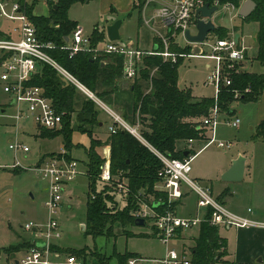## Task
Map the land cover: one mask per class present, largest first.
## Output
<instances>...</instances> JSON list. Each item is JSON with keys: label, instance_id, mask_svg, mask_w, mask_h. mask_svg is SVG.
Here are the masks:
<instances>
[{"label": "built area", "instance_id": "2783aa9c", "mask_svg": "<svg viewBox=\"0 0 264 264\" xmlns=\"http://www.w3.org/2000/svg\"><path fill=\"white\" fill-rule=\"evenodd\" d=\"M57 1L0 0V22L4 20L15 23L10 33L0 30V83L3 94L9 98L10 104L15 109L12 118L16 123L20 120H31L39 128L45 130L57 131L62 128L64 113L55 110L51 100L44 95L40 87L30 85L31 78L38 73V68L41 65H47L57 73L63 83L74 87L84 96L85 100L91 101L97 110L103 111L109 117L111 122L108 126L109 134H115L120 130L127 132L158 159L160 168L157 173L158 182L154 188L166 195V207L159 211L152 206L155 202L153 196L138 191L134 196L137 206L131 212L134 219H142L144 223L146 221L153 223L155 237L165 247L164 255L154 260L155 264H191L188 253L182 250L178 252L169 245L173 241L176 242L183 233L198 230L203 223L213 227L227 226L236 229L264 230V222L232 213L213 198L208 187L190 178L193 154H188L183 159H174L159 153L142 136L138 115L134 123L125 120L46 53L45 49H50L52 45L43 44L37 39L35 27L28 16V9L34 4L36 6L39 4L53 5ZM136 3L139 6L138 0ZM204 5L201 0H142L141 20L142 24L153 34L154 47H156L153 50L139 51L130 47H121L118 42H108L102 51H97L90 47V39L84 35L83 29L79 26H76L68 37L69 42L61 47V50L67 51L69 58L83 51L93 53L94 57L100 53L121 55L123 57L122 78L131 82L137 78L144 56H158L164 62L172 64H176L179 58L182 60L187 57L199 58L208 62L206 69L210 73L206 83L213 84L214 97H216L221 87L230 85L231 72L248 71L247 64L251 61L248 52L251 48L245 45V37L237 38L233 28L228 30L227 36L223 38L210 32L202 42H188L185 32L188 31L190 35H193L190 30L196 31V24L199 20L198 9ZM213 6L218 10L220 8L231 12L235 10L232 5L220 6L214 3ZM181 40L186 44L182 45V48L190 50L188 55L177 54L171 50L172 45L177 46ZM237 97L239 95L235 94V98ZM210 115L202 119L197 128H203L206 133L212 134L217 124L216 118L219 116L216 107ZM226 124L237 129L240 120L234 117L233 120L226 121ZM208 142L216 141L211 136ZM10 143L8 148L14 153L29 151L18 141L17 137ZM193 144L192 139L188 140L186 150L192 151ZM216 146L229 150L233 147V143L217 142ZM103 153L99 182L104 185L114 184L115 196L121 197L126 203L129 194L127 180L112 176L109 151ZM65 156L64 152L49 156L32 169L36 177L48 185L49 200L45 203L48 219L43 225L29 222L23 226V230L32 235L31 246L13 264H77V258L72 255L64 256L62 261L58 260L63 255L51 248V240L60 237L58 217L62 211L65 187L75 178L83 175L78 169V162L72 159L66 160ZM84 175L86 176V171ZM184 187L196 197V207L199 213L194 217H179L175 212L174 204L182 199ZM157 202L164 206L161 200ZM247 212L252 213V210L248 209ZM82 228L85 230V224H82ZM36 243H42L44 246L37 247ZM135 263L136 259H130L127 262V264Z\"/></svg>", "mask_w": 264, "mask_h": 264}, {"label": "trees", "instance_id": "16d2710c", "mask_svg": "<svg viewBox=\"0 0 264 264\" xmlns=\"http://www.w3.org/2000/svg\"><path fill=\"white\" fill-rule=\"evenodd\" d=\"M81 0H58L56 4H49L50 10L46 17H33L31 10L29 18L35 27L37 39L43 43H50L52 47L45 49L57 63L73 74L82 84L103 100L116 107L117 101L112 102L110 95L116 92V81L122 77L123 57L118 54L100 53L96 57L91 52H78L69 58L68 52L61 50L66 45L65 39L71 35L77 24L71 21L67 12L70 6ZM204 4L213 6L233 5L236 8L240 0H201ZM256 7L243 21H253L258 25L256 32L257 51L254 60L264 68V0H252ZM142 0L139 1V9ZM141 10V9H140ZM102 33V34H101ZM96 28L91 33L90 47L94 48L103 39V32ZM228 30L216 26L213 34L219 38L227 36ZM172 51L183 52L172 46ZM186 50V49H185ZM105 66H101L102 63ZM182 63L179 58L176 64L163 62L158 56H144L142 68L139 69L137 78L130 86V103L122 104L121 114L125 120L134 123L135 114L138 112L141 133L144 139L159 153L174 159H183L188 154H195L186 150L188 140H202L206 137V130L197 128L202 119L210 117V112L217 108L219 115H233L232 105L235 102H256L264 91V73L258 74L250 71L231 72L230 85L220 88V92L213 98H194L189 89H180L177 86V67ZM157 71L150 78L151 70ZM150 82V84H149ZM30 85L40 87L44 95L51 100L53 107L59 113H64L62 128L57 131L44 129V137L54 138L63 136L65 147L71 148L70 136L71 114L73 101L77 91L71 85H66L57 73L47 65H41L38 73L33 75ZM149 85L151 89L147 91ZM146 89V90H144ZM246 90H248L246 92ZM235 94L239 97L235 98ZM150 107L156 109L150 114ZM118 110V109H117ZM98 110L95 105L85 100L80 113L77 115V129L88 135L90 147L87 151L86 177L88 180V194L86 202V222L84 234L97 237L111 232L115 223L121 225L134 224L131 212L136 209L134 196L138 191L154 197L159 211L166 207V195L155 190L158 182L157 173L160 168L158 159L134 137L125 131L109 134L107 144L110 147V171L112 176L126 179L129 194L126 205L119 210L116 207L114 184L104 185L99 182L100 166L103 163L97 154L96 148L101 144L93 138V127L98 124ZM129 121V120H128ZM264 132V121L256 128V138ZM178 144H182L178 148ZM186 154V155H185ZM55 154L51 155L54 156ZM69 160L68 156H65ZM158 200L164 204L161 205ZM153 203V204H154ZM152 204V206H153ZM176 203L174 204L175 207ZM145 225V223H144ZM190 249L191 264H218L226 255L225 241L219 236L218 229L207 223L200 225L197 235L192 239ZM27 246H10L5 249L19 251ZM14 247V248H13ZM52 250L58 251L55 247ZM10 252V253H11ZM64 254L81 256L82 253L60 252ZM130 259H136L133 254L116 255L117 264H127ZM103 264H105L103 262Z\"/></svg>", "mask_w": 264, "mask_h": 264}, {"label": "rangeland", "instance_id": "374dc122", "mask_svg": "<svg viewBox=\"0 0 264 264\" xmlns=\"http://www.w3.org/2000/svg\"><path fill=\"white\" fill-rule=\"evenodd\" d=\"M139 1L140 0H138V2ZM243 1L245 0H240L239 7ZM233 7L236 13L235 10L231 12L223 7L224 9L221 10L220 8V10L214 13L212 21L215 26H220L227 30L236 27L237 38L245 37V45L251 48L248 52V57L251 59L252 64H247L248 71L258 74L264 73V68L254 60L257 51L256 32L258 25L253 21H243L237 15L239 7ZM30 10L33 17H46L48 16L50 6L48 5L47 10H44L42 7H37L34 4L28 9L29 12ZM67 13L71 20L77 21L81 26L85 36H89L94 28L101 33L104 28L106 30V28L115 21L122 20L123 25L119 33L121 40L118 42L121 47H127L131 43L135 44L138 32L140 37L142 36L145 38H142L143 41H147L151 37V31L147 28L139 30L137 11H132L130 17H128L127 14L119 15V17L117 15H111L110 13L103 12L101 0H81L72 4ZM14 25L15 23L2 20L0 22V30L10 33ZM190 31L193 35L196 34L194 29ZM108 42L107 37L103 35V39H101L94 48L97 51H102ZM178 43L181 46H179V44L177 46H175L176 44L172 46L183 50V52H173L188 55L190 50L188 48H182V45L185 46L186 44L182 40ZM207 63L208 62L195 57L184 58L182 63L177 67V86L180 89L190 88L195 95L202 98H213L215 96V88L213 84L206 83L207 76L210 73L205 67ZM141 65L139 69L142 68ZM156 71L157 68L154 67L151 70L150 78L154 76ZM150 86L151 85H149L145 92H149L151 89ZM127 93V89L125 90L119 86L114 96L110 98L124 102L123 94L127 95ZM96 96L113 111L122 116V114L118 112L119 110L117 111V109L109 105L107 101L103 100L98 95ZM9 103V98L3 94L0 83V264H12V262H7L6 254H9L13 249L8 250L9 253H5V249L18 242V235L22 238L31 236L30 233L23 230L25 224L31 222L43 225L47 221L48 213L45 208V203L49 200L48 185L45 181L39 180L32 169L37 166L38 157L43 153L52 152L57 155L64 149L62 145L63 136L61 134L54 139L43 142L35 139L34 134L37 128L32 121H20L18 124L19 131L16 130L15 122L10 118L14 114V109L9 106ZM129 103L130 101L128 104ZM253 105V103L235 102L232 108L235 109L237 115L227 116L223 114L217 116L214 135V140L216 142L209 143L208 141H198L195 143L197 153L191 159V179H194V174L199 171H203L205 174L208 173L210 170L209 166L226 160L230 155L235 154L237 150H243L248 156H253L255 163L253 169L254 174L264 178L263 139L260 137L255 139L252 138L255 134L254 129L252 131L246 129L242 131L240 128V131H237V129L231 128L226 124V121L233 120L234 117H238V119L242 121V111L244 112L245 118H248L254 107ZM2 110L5 112L2 113ZM98 114L104 124L100 132L106 137L108 135L107 129L111 122L103 111L98 109ZM136 115H138V112L135 114V118ZM74 118L72 121L73 131L70 136L72 150L71 158L78 162V169L83 175L78 176L72 183L65 187L64 205L62 203L64 209L58 217L60 237L52 239L51 244L61 252L82 253L79 257L72 255L77 258V264H103V262L105 264H117L116 255L126 253L135 255L136 264H155L153 260L159 259L164 255L165 247L161 245L155 237L152 228L153 223L151 221H146L145 225L142 227L135 226L134 224L121 225L115 223L112 226L111 232L97 237L84 234L82 224L86 222V202L88 194V180L84 175V171H86L87 151L90 147V140L86 133H82L77 129L79 123L77 118ZM127 121L133 122L130 119H127ZM240 126L239 124V127ZM16 134L19 142L23 143L30 152L22 153L18 151L15 154L13 151L9 150L8 147L11 144L10 142L13 141ZM217 142H231L234 146L229 150L220 149L216 146ZM182 146L184 145L178 144V148ZM69 147H67L68 150ZM198 150L200 152H198ZM211 171L213 172V170ZM201 185L203 184L201 183ZM245 188L246 184H243L239 189L240 193L244 192ZM68 195L72 196L71 200L68 199ZM192 199L193 197L190 196L188 202H193ZM115 200L117 209L121 210L125 207L126 203L121 197L115 196ZM196 232L197 230H192L183 234L184 236L182 235L187 243L182 244L173 241L169 246L178 252L182 250L188 253L190 257V249L193 246L190 239L194 237ZM232 241V238L231 240L229 239L228 251L230 254H232ZM62 254L63 256L58 259L60 261L66 256V254Z\"/></svg>", "mask_w": 264, "mask_h": 264}, {"label": "crops", "instance_id": "0c3cea01", "mask_svg": "<svg viewBox=\"0 0 264 264\" xmlns=\"http://www.w3.org/2000/svg\"><path fill=\"white\" fill-rule=\"evenodd\" d=\"M101 1H102L103 12L108 13V14L110 13L111 15H117L118 17H119V15H126V14L128 15V17H130L132 11H137L138 12L139 30L147 28L142 24L140 9L138 8L139 6L137 5L136 0H101ZM37 7H42L44 10H47L48 5L39 4ZM67 16H68V13H67ZM71 21L76 22L77 26H79L81 28V26L77 23V21H75V20H71ZM122 25L123 24L121 23L120 28H119V33H120V29H121ZM232 28L235 29V31H237L236 27H232ZM148 30H150V29H148ZM83 32H84V30H83ZM103 32L106 36L105 28L103 29ZM90 35L87 37L89 38ZM152 35L153 34L151 32L150 39L147 41H143L142 38H144V37H142V36L140 37L139 32H138L136 43L135 44L131 43L127 47H130V48H133V49H136L139 51L153 50L155 48L154 47L155 41H154V38ZM66 40H65L66 43H68L69 38L67 37ZM250 63L252 64V61H250ZM101 66H105V63L103 62L101 64ZM205 67H206V65H205ZM132 83L133 82L126 81L122 77L116 81V85L118 87L120 86L125 90L127 89V92L129 93L130 97H131V95H130L129 89H130V86ZM186 89H188V88H186ZM189 90L191 91V94L194 98H197V99L202 98L200 96L195 95V93L190 88H189ZM128 93H127V95L123 94L124 102L111 99L110 97H113L115 94V93H112L109 97L110 100H112V102L117 101V103H119V104H117L116 107L113 106V108H116L121 112L122 111L121 110L122 104H126L131 100L130 97L128 96ZM84 101H85L84 96L77 92L75 97H74V101H73V108L74 109H73V113L71 114V123H70L71 128H72L73 118L74 117L77 118V115L80 113ZM249 103H253L254 107L252 108L248 118H245L243 111L241 112L243 118H242V121H240L241 126L237 128V131L238 130L240 131V128L242 131H244L245 129L252 131L254 129L255 134L252 138L255 139L256 138L255 137L256 128L258 127V125L261 122L264 121V91H263V93H262V95L258 101L249 102ZM109 105L112 106L113 104H109ZM9 106L12 107L11 104ZM233 110H234L233 115H237L234 108H233ZM4 112L5 111L2 110V113H4ZM14 114H15V109H14ZM14 114H13V116H14ZM220 115H223V114H220ZM230 116H232V115H230ZM10 118L12 120H14L12 117H10ZM20 121L28 122L31 120H20ZM14 122H15L16 130L19 131V129H18L19 122L16 123L15 120H14ZM103 125L104 124H103L100 116L98 115V124L93 128V138L101 143L96 148V152L100 157L102 155H104L103 152H106V151H109V154H110V147L107 144V140H108V136H109L108 129H107L108 135L106 137H104V134H102L100 132V129L103 127ZM36 128H37V130H36V133L34 134L35 139H38L39 141L43 142V141H47V140L55 138V137L54 138L44 137V135H43L44 129L39 128L37 125H36ZM214 135H215V128H214V131L212 134L208 132V133H206V137L203 138L202 140L194 141L193 148L195 150L194 151L195 154H193V157L197 153L196 148H195V143L198 141L199 142L209 141L211 136H213V138H214ZM15 137L18 138L17 134L15 135ZM260 138L263 139V141H264V132L262 133ZM18 141H19V139H18ZM62 145L64 146V149L61 150V152H64L68 156L69 159H72L71 158V151H72L71 148L68 150V148L65 147L64 142H62ZM233 146H234V144H233ZM28 152H30V151H28ZM198 152H200V151L198 150ZM60 153H58V154H60ZM53 154H55V153L46 152V153H43L42 155H40L38 157L37 165H40L45 159H47L49 156H51ZM238 157H242L244 159V173H243L242 180L239 182H231V181L222 180L223 175L229 170L232 162L234 160H236ZM254 166H255V163H254L253 156H248L243 150L242 151L237 150V152L235 154L230 155L226 160L220 161V162L214 164L213 166H209L210 170L208 171V173L212 172L211 170H213V172L211 174H208V173L205 174L203 171H199L196 174H194L193 178H194V180L198 181L199 183H202L205 187H208L211 191L213 198L216 199L218 202H220L222 205H224L232 213H234L238 216L248 217V218L256 220V221L264 222V178L259 177L256 174H254V171H253ZM243 184H246V188H245L244 192H242V189H241L242 193H240L239 189L241 186H243ZM68 196H69L68 199L71 200L72 196L71 195H68ZM190 196L193 197V199H192L193 202L189 203L188 198ZM63 205H64V202H63ZM175 206H176L175 212L177 215H180V216L194 217L199 213L197 210V207H196V197L185 187L183 188L182 199L179 200ZM63 209H64V206H62V210ZM248 209H251L252 213H248L247 212ZM216 228L218 229L219 236L225 241V244H226V248H225L226 249V255L222 258V261L219 262L218 264H220V263H223V264H264V230H261V229H243V228L242 229H236V228L227 227V226H220V227H216ZM197 232H198V230H197ZM197 232L195 235H197ZM27 233H29V232H27ZM185 233H187V232H185ZM185 233H183V234H185ZM182 235H180L178 237V240H176V242H180L182 244L187 243V241L183 237L184 235L183 236ZM195 235H194V237H195ZM194 237H192L190 239V242L192 244H193L192 239ZM17 238H18L17 239L18 242L16 244L10 245V246H17V245L27 246V244L29 245V243H31V241H32V235L30 237L28 236V237H23V238L18 235ZM228 238L230 240H231V238L233 239V241H232V254H230L228 251V246L230 243ZM53 247H55V246H53ZM55 249H57V248L55 247ZM25 251H26V248L24 247V248H20L19 251L6 254L7 255V262L8 263L12 262V264L15 263L18 259L21 258V256L24 254ZM57 252L60 253L61 251L58 250ZM60 255H63V254L60 253ZM66 255H70V254H66ZM153 263H155L154 260H153Z\"/></svg>", "mask_w": 264, "mask_h": 264}, {"label": "water", "instance_id": "95a60500", "mask_svg": "<svg viewBox=\"0 0 264 264\" xmlns=\"http://www.w3.org/2000/svg\"><path fill=\"white\" fill-rule=\"evenodd\" d=\"M255 7L256 5L252 0H245L239 7L237 14L241 19H245L251 15ZM217 11H218L217 7L215 6L210 7L208 4H205L204 6L198 9L199 20L196 24V35L193 36L190 35L188 31L185 32V37L188 42L190 43L202 42L205 39L207 33L213 32L215 30L216 27L212 21V17L214 13H216ZM204 19H206V21H204ZM121 23L122 20H117L106 28V37L109 42H119L121 40L119 35V28ZM154 49H156V47ZM149 110L151 115H153L156 111L154 107H150ZM243 173H244V159L242 157H238L236 160L232 162L231 167L223 175L222 180L239 182L242 180ZM157 206H158L157 203L153 204L154 208ZM134 225L142 227L144 226V221L142 219H136L134 221ZM36 246L43 247L44 245L42 243H36Z\"/></svg>", "mask_w": 264, "mask_h": 264}]
</instances>
